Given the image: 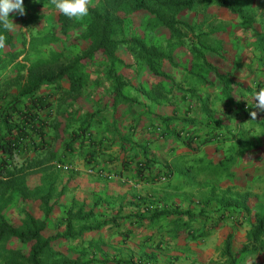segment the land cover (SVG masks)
Here are the masks:
<instances>
[{
    "label": "crops",
    "instance_id": "crops-1",
    "mask_svg": "<svg viewBox=\"0 0 264 264\" xmlns=\"http://www.w3.org/2000/svg\"><path fill=\"white\" fill-rule=\"evenodd\" d=\"M253 26L264 30V22ZM202 30L208 31L204 41L191 32L188 43L155 60V69L117 52L119 93L112 94L106 68L90 71L76 110L70 98L59 97L67 81L61 80V90L54 84L42 88L48 104L36 122L44 123L43 140L33 134L34 143L14 152L13 162L28 163L23 169L30 189L51 187L44 235L70 228L52 241L53 250L81 264H226V235L232 233L233 252L245 242L253 214L264 210V112L253 99L264 87V51L239 21L202 24ZM192 44L199 47L194 53ZM177 49L184 55L176 56ZM0 77L11 73L4 70ZM15 93L10 87L5 100ZM251 111H257L256 120ZM71 121L74 128L89 125L67 145ZM3 122L0 116V129ZM185 133L195 136L191 145L183 142ZM227 148L239 165L254 171L227 170L214 182L200 174L206 170L200 166L188 184L186 173L196 158L214 159ZM209 187L215 192L192 191ZM41 197L28 198L42 206ZM172 209L181 214L166 213ZM188 216L191 222L182 228L179 217ZM235 264H264V250L243 252Z\"/></svg>",
    "mask_w": 264,
    "mask_h": 264
},
{
    "label": "trees",
    "instance_id": "trees-1",
    "mask_svg": "<svg viewBox=\"0 0 264 264\" xmlns=\"http://www.w3.org/2000/svg\"><path fill=\"white\" fill-rule=\"evenodd\" d=\"M198 0H93V5L89 9V15L83 19H69L57 11L49 32H32L30 40L26 37L17 40L15 31L6 32L0 25V34L6 35V47L0 50V72L8 70L11 77H0V116L4 121V126L0 129V150L4 156H0V197L11 199L13 193L18 194L22 199H26L35 194H40L42 217H35L32 212L23 206V218L20 224H12L0 213V239H9L22 244V247L11 248L5 255L3 264H81L77 258H70L59 250L52 249V241L61 239L70 233L69 229L62 232H55L44 235L43 230L47 226V217L51 211V206L47 205L50 191L41 188L32 190L24 182L26 166L28 163H14V152H19L24 146L34 143L33 134L39 133L40 140L45 132L44 123H38L44 119L46 110L41 111L48 104L44 94L40 93L47 84H54L60 89L61 80L68 82V88L60 92V98H70L76 102L80 95V88L86 83L82 67L94 56H99L106 63L107 75L112 78L114 85L112 94L120 91L122 74L116 71L115 62L120 59L117 56V45L127 41L129 48L135 58L141 60L150 69H155L153 59H159L168 54L157 49L155 45H148L138 36H131L124 39L119 36L121 25L125 15L140 11L148 16L152 25H159L169 31L167 37L180 43L186 30L194 33L200 42L208 31L202 30L201 20H196L195 15L192 21L177 16L184 10L197 12ZM218 9L224 10L238 18V21L255 33L257 46L264 51V30H256L253 26L255 21L264 22V11L256 18L252 12L251 0H209ZM261 1H263L261 3ZM50 0H24L26 14L20 16L18 13H10V19L14 24L19 19L20 23L28 24L31 9L38 6L50 5ZM260 6L264 9V0H260ZM31 8V9H30ZM16 15V16H15ZM182 28H185L183 31ZM20 33V32H19ZM24 34V33H23ZM66 38V39H65ZM86 41V45L74 53L63 54L62 49L50 50L48 57H33L30 53L36 50L39 43H49L50 41ZM185 41V40H184ZM27 42V43H26ZM38 43V44H37ZM183 43V40L182 42ZM26 44L28 45L26 47ZM176 44H173L175 46ZM197 47L192 44L191 50L194 53ZM190 50V51H191ZM191 51V52H192ZM22 55L21 58L19 56ZM222 77L221 74H217ZM16 88V93L12 94L11 100H5V96L10 87ZM61 90V89H60ZM59 98V99H60ZM29 100L33 107H29ZM61 101V100H59ZM30 103V104H31ZM77 103V102H76ZM32 110V108H34ZM37 107V108H36ZM73 109V108H72ZM76 110V108L74 109ZM43 112V114H41ZM45 114V115H44ZM36 118L39 121L36 122ZM84 117L81 118L83 121ZM82 121L81 124H82ZM38 123V124H36ZM81 124L79 127H81ZM89 125L87 122L80 128L84 131ZM59 123L54 125V133L57 134ZM77 126L70 131V137L65 144H70L78 139L81 130ZM41 132V133H40ZM194 135L184 134L183 142L191 145ZM205 141V140H204ZM201 140L200 142H204ZM197 143H199L197 141ZM61 163V162H58ZM6 164V165H5ZM24 168V169H23ZM45 190V191H44ZM12 195V196H11ZM181 214L179 210H170L166 213ZM190 215V212H186ZM254 220L250 221L249 228L245 233V242L234 252L231 250L232 233L229 232L224 239L222 253L228 258L226 264H235L237 255L248 250H264V210L256 211ZM179 225L184 228L190 224L189 216L186 219L179 217ZM71 223L69 221L67 224ZM178 228H180L178 226Z\"/></svg>",
    "mask_w": 264,
    "mask_h": 264
},
{
    "label": "rangeland",
    "instance_id": "rangeland-1",
    "mask_svg": "<svg viewBox=\"0 0 264 264\" xmlns=\"http://www.w3.org/2000/svg\"><path fill=\"white\" fill-rule=\"evenodd\" d=\"M263 1H261L262 3ZM251 8L252 12H255L256 18H258V15L264 11L262 6H260V0H251ZM31 9V8H30ZM32 12L29 17L28 24H22L20 23L19 19H16L12 17L13 20L17 21L18 26L15 29V37L17 40H21V38L26 37L25 39L27 42L31 38L32 32H37L39 34L41 33H47L51 29H53L52 21L57 13V10H55L54 6L50 5H43L38 6L36 9H31ZM264 13V12H263ZM195 15L196 20H201L202 24H205L206 27L211 28V26H220L221 22H227V21H238V18L232 14H229L228 12L224 10L218 9L212 2L209 0H198L197 1V12L191 11V10H184L177 14L179 17H183L188 19L189 21H192L193 17ZM16 16V15H15ZM148 20V16L140 11H136L133 13H129L125 15V19L121 25L120 28V34L119 36H123L126 40L127 38L131 36H138L142 41H144L148 45H155L158 50L166 52V53H173L175 47L179 45H183L184 43H188L189 39L193 36L191 32H188L186 30L185 35H183V38L181 39V42L183 40V43H174L171 39L167 37L169 31L166 30L164 27H161L159 25H152ZM254 24L259 27L261 25V22L255 21ZM183 31L185 28H182ZM20 32V33H19ZM24 33V34H23ZM66 39V38H65ZM185 40V41H184ZM26 42V43H27ZM127 41L121 42L117 45V52H119L121 55L125 56L128 54H132L129 45L126 43ZM38 44V43H37ZM173 44H176L173 46ZM86 45V41H75L74 43H71L70 40L66 41H50L49 43H39L36 46V50L31 52L30 54L33 57H48V52L50 50H57L62 49L63 54L66 53H74L78 49L83 48ZM28 45L26 44V47ZM174 52L176 56H183V53H180V50ZM23 54L19 56V58L22 57ZM134 56V55H133ZM135 58V56H134ZM136 60V59H135ZM154 63L156 59H153ZM140 63V62H139ZM137 66V65H136ZM106 68L105 61L101 60V57L94 56L88 60V63H86L82 69L81 72L84 73V78L87 79L90 78L88 76V72L100 69V68ZM115 68H122L121 64L119 62L114 63ZM124 68H130L129 66H123ZM65 81V80H64ZM77 102V101H76ZM74 101H71V108L75 109L77 107V103ZM74 121H71L70 129L72 130L74 128ZM257 135L258 133L255 132L251 134ZM233 149H225L223 151L217 152V154L214 155V159H207L206 156H202L203 161H198V158L192 163L193 169H191L189 172L186 173V178L189 179L188 184L192 183V180L194 179L195 175L200 170V166L204 167L206 170L203 173V175H209L208 178L216 182L219 178L223 177L225 172L227 170L231 169H238L243 171H254L252 167H244V164L237 163V157L233 154ZM211 160V161H210ZM206 162V163H205ZM256 175V174H255ZM31 175L28 174L29 182L28 184H33L34 181L30 180ZM256 180H259V178L256 176ZM263 180V178H261ZM180 180H182L180 178ZM210 181V180H207ZM193 192H196L197 196L204 195L206 193H213L215 192V188L209 187V189H197L193 190ZM219 192V191H217ZM12 196V195H11ZM16 196V197H15ZM7 197H0V213L9 220L12 224H20L22 221V212L21 207L25 206L28 208L32 214L35 217H38L41 215V206L34 200L30 198H26L25 200L19 199L20 196L16 193H13L12 198L6 199ZM51 229L50 227L46 228V231ZM62 246V245H61ZM15 247H22V244H19L16 241L13 240H7V239H0V264L4 263V258L7 253L11 251V248Z\"/></svg>",
    "mask_w": 264,
    "mask_h": 264
},
{
    "label": "clouds",
    "instance_id": "clouds-1",
    "mask_svg": "<svg viewBox=\"0 0 264 264\" xmlns=\"http://www.w3.org/2000/svg\"><path fill=\"white\" fill-rule=\"evenodd\" d=\"M52 6L59 13L69 19L80 20L89 15V9L93 5V0H50ZM18 13L20 16L26 14L24 0H0V25L6 32L15 31L17 25L9 18L10 13ZM6 35L0 34V50L6 47ZM256 109L264 112V87L254 94ZM251 120H256L257 111L249 113Z\"/></svg>",
    "mask_w": 264,
    "mask_h": 264
},
{
    "label": "built area",
    "instance_id": "built-area-1",
    "mask_svg": "<svg viewBox=\"0 0 264 264\" xmlns=\"http://www.w3.org/2000/svg\"><path fill=\"white\" fill-rule=\"evenodd\" d=\"M64 166L67 167V165H64ZM109 175H110V174H109ZM165 178H166V175H161V176H160V179H161V180H164Z\"/></svg>",
    "mask_w": 264,
    "mask_h": 264
}]
</instances>
